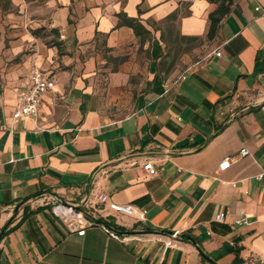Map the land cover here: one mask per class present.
Returning a JSON list of instances; mask_svg holds the SVG:
<instances>
[{
  "label": "crops",
  "instance_id": "crops-1",
  "mask_svg": "<svg viewBox=\"0 0 264 264\" xmlns=\"http://www.w3.org/2000/svg\"><path fill=\"white\" fill-rule=\"evenodd\" d=\"M9 1L0 264H264V0H235L213 38L210 0ZM34 63L55 87L39 117L15 119Z\"/></svg>",
  "mask_w": 264,
  "mask_h": 264
},
{
  "label": "built area",
  "instance_id": "built-area-1",
  "mask_svg": "<svg viewBox=\"0 0 264 264\" xmlns=\"http://www.w3.org/2000/svg\"><path fill=\"white\" fill-rule=\"evenodd\" d=\"M256 10L261 11L264 14V6L258 5L256 6ZM218 55L221 54L220 51L217 52ZM184 76H182L183 78ZM55 87V80L50 77L46 72L37 64L34 63L30 68L29 73V84L26 87L21 88L17 93V106L13 112V117L15 119H20L23 116H32L39 117L42 112V100L45 93L52 90ZM249 151L247 148H242L241 153L247 154ZM231 158L227 157L220 164V169L225 170L230 166ZM144 168L148 170L152 174H157L158 169L155 167L154 162L152 160L147 161L144 164ZM259 178H264V168L258 175ZM48 198H44L46 200ZM99 199L101 202H107L109 200L108 195L101 193L99 195ZM111 208L114 210L134 215L136 213V208L131 204H117L110 203ZM59 210L58 215L62 216L64 221L67 222L69 228L71 230L77 231L79 234L85 233V226L88 223H84L82 219H75L73 214V209L71 207L66 206L63 202L60 201L58 204ZM141 216L144 217L147 213L146 209H142L139 211ZM217 221H225L226 212L224 210L218 212L215 216ZM236 224L249 223V215L242 211V216L236 218ZM112 234H116L114 231H111ZM181 235L180 230H174L170 234V239L166 242L167 246H174L173 242L174 238H178ZM128 237L124 236L123 239L126 240Z\"/></svg>",
  "mask_w": 264,
  "mask_h": 264
},
{
  "label": "trees",
  "instance_id": "trees-1",
  "mask_svg": "<svg viewBox=\"0 0 264 264\" xmlns=\"http://www.w3.org/2000/svg\"><path fill=\"white\" fill-rule=\"evenodd\" d=\"M210 1L217 5L209 14L210 27L207 36L209 38H213L218 32L223 18L231 11L232 5L234 4L235 0H210ZM130 25L135 28L137 33L140 32L142 26L139 23L131 21ZM10 223L11 221L8 222L2 228V235L6 232V229Z\"/></svg>",
  "mask_w": 264,
  "mask_h": 264
},
{
  "label": "rangeland",
  "instance_id": "rangeland-1",
  "mask_svg": "<svg viewBox=\"0 0 264 264\" xmlns=\"http://www.w3.org/2000/svg\"><path fill=\"white\" fill-rule=\"evenodd\" d=\"M12 8V6L10 5V1L9 0H0V34L3 32V29H2V24L4 23L3 22V10H8ZM44 39H45V42L48 43L49 39L47 37V33L46 31H42L41 32ZM74 216V220L77 219L78 217L74 215V213L72 214V217Z\"/></svg>",
  "mask_w": 264,
  "mask_h": 264
}]
</instances>
